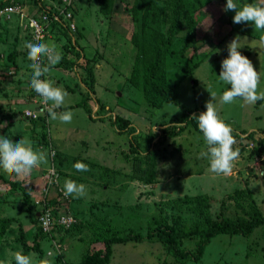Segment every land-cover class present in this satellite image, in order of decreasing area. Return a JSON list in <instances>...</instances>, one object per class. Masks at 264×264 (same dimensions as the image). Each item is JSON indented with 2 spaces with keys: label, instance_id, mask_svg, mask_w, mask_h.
I'll use <instances>...</instances> for the list:
<instances>
[{
  "label": "rangeland",
  "instance_id": "rangeland-1",
  "mask_svg": "<svg viewBox=\"0 0 264 264\" xmlns=\"http://www.w3.org/2000/svg\"><path fill=\"white\" fill-rule=\"evenodd\" d=\"M22 1L34 4L32 0ZM105 1H100L98 5L96 0H86L82 3V8H77L75 17L78 35L75 44L72 35L69 34L62 35L55 41L61 47L63 59L72 60L77 52L79 56L76 58H81L82 54L85 57L82 63H77V73L69 68L60 72L62 80L55 79L51 74L49 77L56 86H62L69 94L64 106L55 111L58 114L73 111L72 122L61 123L58 119L51 120L49 116L48 125L46 123L42 126L39 121L35 122L37 130L41 125L48 133L50 143L62 147L68 160L78 156V162L89 166L88 171L78 172V176L87 180L82 183L87 188V195L82 197L78 204L75 202L72 204L70 201V207L74 210L81 209L83 214L74 212L72 214L93 222H100L101 219L110 221L111 229L107 230L105 225L97 229V231H105L104 235L107 238L113 234L123 236L130 233H139L144 236L150 223L162 218L168 220L171 216L175 220L178 216V221L183 220L185 225L190 226L194 221L191 213L172 207L173 201L186 197L206 196L210 215L213 218L232 215L233 209L230 204L231 208H228V205L221 208L222 200L238 189L249 190L264 215V154L260 156L258 153H252V147L255 144H251L240 151L239 159L235 162L230 174L214 173L210 169L209 159L201 158L199 155L201 151L207 150L206 142L194 132L193 127L189 128V132H182L178 136L169 135L163 144L158 145L159 158L155 167L149 171V175L154 176L157 182L145 185L136 179L127 178L132 171L133 157L136 156L134 149L129 147L131 137L136 136L134 140L144 139L142 141L144 144L147 136L151 137V130L155 132L157 129L156 133H158L163 127L166 128L167 124L173 122L172 116L178 117L180 114V106L177 105L165 104L158 109L152 108L145 102L142 93L128 83L132 55L135 52L131 43V34L140 27V24H143L142 18H145V23H148L149 33L152 32L149 30L156 29L165 31L169 25V0H153L149 5L141 4V0H117L115 4L111 3V0ZM205 1L207 4L193 13L192 9L197 7V0H188V10L199 23L196 27L199 53L202 52L206 57H202L203 61L194 70L193 79L186 76L180 81L177 101L191 110V116L195 114L198 117L200 113L206 111V103L212 99L208 88L216 92L214 103L219 108L222 118L230 123L236 132L248 131L249 133L264 128V100L257 101L255 104H246L242 99H237L231 104H221L220 97L230 85L219 80L222 61L229 55L228 44L237 36L240 37L239 51L252 61L257 71L264 72V45L261 44L264 30H255L251 22L233 23L235 11L223 10L227 0ZM44 2L48 3V6H59L56 3L57 0H41V4ZM236 2L238 6H242L253 0H236ZM76 4L80 6L79 3ZM100 5L105 10H103L104 13L107 12L106 15L100 13ZM125 6L136 9L140 22L132 21L126 13ZM26 12L31 13V10ZM33 13H38L37 7ZM20 31L22 30L19 27L17 15L0 16V61L4 67L1 69L4 72L3 78L7 80L14 76V70L8 71L11 66H8L5 58L10 54L12 46L16 44L14 48H18L21 45ZM73 35L75 36V33ZM182 45L183 40L179 35L175 38L173 49L179 50ZM87 59L93 61V67L90 68L94 77L93 81L83 70V63ZM176 70H172V79L182 77ZM93 84H96L94 96L83 86L86 85L90 89ZM260 89L264 90V76L261 77ZM31 90L33 93L34 90L32 88ZM82 100L89 107L90 115L82 104L79 105ZM51 103L48 102L49 107ZM96 103L98 109L95 108L96 110L92 111ZM99 105L100 108L101 106L104 108L100 110ZM15 108L9 111L18 110L12 117L18 119L21 110ZM5 109L0 105V110L5 111ZM27 109L34 110L35 106L31 105ZM116 116L124 118L130 125L126 128L120 126L114 120ZM6 119L9 118L6 117ZM17 125L19 126L14 131L7 132L8 137L17 138L14 134L21 132L22 124ZM131 129L133 131H130ZM23 134L31 142L34 139L30 131ZM34 136L36 138L37 135ZM155 140L157 137L154 138V142ZM141 149L143 150V147ZM46 153H48L47 148ZM51 163L47 156V163L42 167L47 169ZM94 164L98 166L95 167ZM100 166L108 169L103 171ZM90 173L93 176H90ZM77 183L80 182L77 181ZM50 191L52 192L53 189ZM19 199V196L15 197V201L19 202ZM101 202L105 204L101 205ZM14 204L13 202V206H10V212L12 211V215L20 220L29 240L27 242L32 245L31 234L36 232V224H30V217H27L28 212H25L23 203ZM89 209L92 214L89 213ZM169 222L171 223L170 220ZM16 229L17 225L11 224L7 230L8 235L0 239L2 246L0 260H12V264L14 253L23 252L18 235L15 233ZM260 229L259 227L255 231ZM91 231L92 229H84L82 232H75L73 236L64 234L62 245L56 242L60 245L59 252L53 247L56 243H52L49 239L47 242L43 241V258L51 253L48 258L52 264H78L85 250L102 245L94 240H88L92 236ZM244 240L247 239L241 236L219 235L207 246L198 263L186 261L185 264H264V238L255 240L254 252L246 248ZM185 241L187 244L185 248L192 249L194 242L186 239ZM250 252L252 253L249 254ZM30 253L36 259H40L39 255H35L32 251L28 254ZM57 255H63V258L57 259ZM108 264L180 263L175 262L174 258L155 239H143L113 243Z\"/></svg>",
  "mask_w": 264,
  "mask_h": 264
},
{
  "label": "trees",
  "instance_id": "trees-1",
  "mask_svg": "<svg viewBox=\"0 0 264 264\" xmlns=\"http://www.w3.org/2000/svg\"><path fill=\"white\" fill-rule=\"evenodd\" d=\"M84 1L86 2V0L73 1L72 12L74 18L72 20L76 24V31L74 32L76 35H78V27L75 14L77 13V8L83 7L82 3ZM96 1L98 5L100 1L106 2L105 0ZM116 1L117 0H111V3L115 4ZM150 1L152 2L153 0H141L140 3L149 5ZM32 2L36 5L41 4V0H32ZM44 3L40 5L41 8H38L39 12H42V10L47 7L48 3ZM56 3L60 6L61 0H57ZM76 3H79L80 6H78V4ZM18 4L24 6L25 4L29 3L22 0H0V10ZM196 4L197 7L195 9H192L191 7L193 13L198 8L202 9L205 4H207V2L205 0H197ZM99 7L100 13H104L105 10L101 8V5ZM125 8L127 11L126 13H128V16L131 17L134 23L140 22L135 8H127L126 6ZM188 8V0H169V25L167 26L165 31L156 29L149 30L152 31L149 33L148 23H145V18H142L143 24H140V27H138L137 30L135 29L131 34V43L133 44L135 52L134 55H132V66L131 73L128 78V83L132 87L137 88L142 93L145 102L154 109H158L165 104L180 106L179 116H172L171 120L173 122H171V124H167V127H163L161 130H159L158 133L151 130V137L147 136V138L145 139L146 142L144 144L142 143L144 139L141 140L137 138L134 140V137L136 136H133L130 139L131 143L129 144V147L130 149H134L133 151L136 156L133 157V161L131 164L132 171L127 176V178L132 180L136 179L145 185L157 182V179H155L154 176L149 175V171L150 169H153L155 167L156 161L159 158V155H157L160 153L158 145L163 144L165 139L169 135L178 136L182 132H189V128L193 127V129L195 130L194 132L197 133L200 138H203V134L198 128V121L192 119L193 116H191V110L184 105L179 104V102L177 101L178 86L180 84V81L186 76L193 79L194 70L203 61L204 58L202 57H206L202 52L199 53L200 46L197 45L198 43L196 41V27L199 23L192 15V12H189ZM106 10L109 9L106 8ZM104 14L106 15L107 12ZM49 29L50 33L55 34L54 36L56 40L58 38H61L62 35L65 36L66 34H68L61 26H57L55 23H51ZM179 35H181L183 45L179 48V50H175L173 49L174 41L175 38ZM26 40L29 41V37L26 38ZM15 46L16 44L12 46L10 54L5 58L8 66L12 67L18 66L16 62L18 51L16 50V48H14ZM26 53H28V49H26ZM75 54H77V57L79 56L78 53ZM83 58L85 57L83 56ZM73 63V61L62 58L57 66L65 68H68L69 66L71 68V65ZM46 64L47 63H45L44 65ZM83 66V70L86 73V76H90L91 78L89 79L93 81L94 77L90 69L91 67H93V61H88L87 59L83 63ZM175 69H177L176 71L180 73V76L182 75L181 78H171L172 70ZM0 76L3 77V74H0ZM45 77L47 79V75ZM92 88L93 85L90 86V89ZM81 104L85 111L90 115L91 111L89 107H87L83 102V100L79 105ZM103 108L104 107L101 106L100 110H102ZM47 115L49 116V113H47ZM7 117L10 119L13 116L9 115ZM116 117L117 118H114V120L116 123L118 122L120 126L126 128L130 125L129 122L124 118H121L120 116ZM30 121L32 123L35 122L32 120ZM38 121L42 126L46 125L44 118H39ZM130 131L133 130L131 129ZM47 135L48 133L43 129L40 137V143L48 146L49 150L50 147L52 148V145ZM233 135L236 137V145L234 147L239 148V152L243 151L247 146L255 144V146L252 147V153H258L260 156L261 154H264V128H261L257 131H251L249 133L248 131H241L238 133L233 129ZM155 137H157V140H155L154 142ZM142 147L143 150L141 149ZM205 148H207V145H205ZM138 150H141L142 152ZM172 156H174V153H172ZM78 158V156H75L72 160H68L66 156L65 159H60L57 154L54 157V163L58 174L56 186L61 188L62 191L64 182L67 179H72L76 182L79 181L80 183H83V181H87L86 178L77 176L79 171H77L73 167V165L78 162ZM185 160L187 161L188 159ZM94 166L96 167L98 165L94 164ZM66 169H72V171L68 173L66 172ZM102 169L103 171H105L108 168L102 167ZM75 171L77 172V174L73 175L72 172L74 173ZM90 176L93 175L90 173ZM0 177V180L2 182L9 185L12 192L20 191L22 203L25 205V212H28L27 217H30V224L35 223L37 227L36 232H33V234H31L32 245H30L27 242L29 240L26 232L24 231V228L19 227L22 224H17L19 220L15 218L16 216L1 217L0 239L4 237V234L6 233L8 228H10L11 224H16L18 228L16 229L17 231H15V233L18 235V240L23 248L22 253L28 254L30 251H32L35 253V255H39L40 259L43 258L44 254V250L42 248L43 241L47 242L48 239H57L58 243L62 245V240L65 237L64 234L73 236L75 232H82L84 229H92L93 231H91L92 236L88 240H94V242L100 243L102 245L100 247H92L85 250L78 264H108L110 261L111 245L113 243H123L128 240L141 241L143 239H155L163 247V249L172 258H174L175 262L185 264L186 261L198 263L202 259L207 246L214 238L219 235H228L230 237H244L247 239L244 240L246 248L251 249L253 252L255 251V240L264 238V215L261 213L252 193L249 190L238 189H235L233 193L227 195L226 198L222 200L223 206L221 205V208L224 206L226 207L227 205L228 208H231L232 206L233 213L232 215L228 216L224 215L213 218L210 215L208 198L206 196L186 197L182 200L180 199L179 201H173V208H178L177 210H184L191 213L194 221L190 226L185 225L183 220L178 221V216L176 220L173 218V216H171V218H169L168 220L166 218H162L160 220L153 221V223H150L148 226V230L146 234H144V236L139 233H130L123 236L113 234L107 238L104 235L105 231H97V229L100 228L99 226L104 227V225L105 227H107V230L111 229V227L109 226L110 221L106 222L104 219H101L100 222H93L91 220H86L82 217H78V215H75L77 221L72 227L64 230L62 227H58V225L55 224L54 229H52V232L49 236L47 234H44L38 227V220L36 217L37 208L35 203H33V201L30 199L28 192L24 188H22L19 183H13L10 181L8 182L3 179V176ZM57 187L49 194V199L52 198L51 204L54 205L52 214L55 219L58 216V213H61L62 211L66 212V209H71L70 206L72 202L78 204V202L83 199H74L72 197H68L65 202L60 204V202L56 201L55 199ZM100 204L102 205L105 203L101 202ZM33 205L35 207L34 209ZM93 207H95V205H93ZM228 208H226V210ZM88 211L90 214H92L91 209H89ZM70 212L83 214L82 210L78 208L76 210L72 209V211ZM169 220L171 221V223L169 222ZM259 227L261 229L259 231H255ZM60 233H62V235H60ZM185 239L194 242L193 247H191L192 249L185 248V246L187 245L185 244ZM1 248L2 246L0 245V249ZM251 253L252 252H250L249 254ZM61 258H63V255H57V259L61 260ZM13 264H15V261H13Z\"/></svg>",
  "mask_w": 264,
  "mask_h": 264
},
{
  "label": "clouds",
  "instance_id": "clouds-1",
  "mask_svg": "<svg viewBox=\"0 0 264 264\" xmlns=\"http://www.w3.org/2000/svg\"><path fill=\"white\" fill-rule=\"evenodd\" d=\"M225 12L235 11L233 23L241 24L251 22L255 30H264V0H253L251 3H244L238 6L236 0H227L223 9ZM261 44L264 45V37H261ZM28 59L32 62L29 67L33 70L30 80L31 88L39 94L44 102H52L47 109L51 120H59L61 123H71L73 111L57 113L55 109L65 104L69 95L62 86H56L50 79H41L50 73L51 68L57 65L62 59L59 46L54 41L46 43H26ZM241 48L240 37H235L229 44V55L222 61L219 80L230 85L220 97L221 104H231L237 99H242L246 104H255L264 100V90L260 89L261 77L264 72L257 71L252 61L239 51ZM42 59L47 64L42 66ZM212 99L206 103V111L197 117L193 114L192 119L198 121V128L203 134L207 145V151H201L200 157L209 159L210 169L214 173L228 175L233 171L235 162L239 159V148L236 145V137L233 135V128L220 115V110L214 103L216 92L210 91ZM157 129H155L156 132ZM47 163V157L43 151L36 150L32 142L22 138L18 142L0 136V169L8 174H16L18 177L29 175L34 168ZM73 167L80 172L89 170V166L76 162ZM64 195L79 199L87 195V188L82 183L67 179L63 185ZM38 213V208L37 212ZM51 253L48 254L50 256ZM48 256L36 259L33 254H23L22 251L14 253L15 264H52ZM0 264H12V260H0Z\"/></svg>",
  "mask_w": 264,
  "mask_h": 264
},
{
  "label": "crops",
  "instance_id": "crops-1",
  "mask_svg": "<svg viewBox=\"0 0 264 264\" xmlns=\"http://www.w3.org/2000/svg\"><path fill=\"white\" fill-rule=\"evenodd\" d=\"M36 7L38 8V4L37 5L36 4L24 5L25 11L31 10V13H33L35 11ZM76 36H77L76 34H75V36L74 35L72 36L73 38H75L74 39L75 43H76ZM19 37H20L21 45L18 48H16V50L18 51V55L16 56V62L18 64V66L17 67L11 66V68H9V70H8V71H11V69H13L14 70L13 71L14 76L8 80L3 78L2 76H0V105L4 106V109L8 108V109H5V111L0 110V136L8 137L7 132L14 131V129L17 128V126H19L17 124H22V128L20 129L21 132L14 134L17 138H15V139L12 137H8V138L12 139L14 142H18L23 137L26 136L25 134H23V132L27 133L28 131H30L32 137H34V139H32L33 147L36 150L43 151L45 153L46 157L48 156V158H49V151H48V153H46V148L48 150V146H45V145L40 143V137H41V133L43 130L41 125H40V128L37 130L38 127H35L36 121L32 123L31 121L22 118L23 111L26 110L31 105L34 106L35 96H33L32 90L30 88L31 87V85H30L31 79L30 78L32 76L33 70L29 67L31 62L29 59H27L28 53H26L27 48L25 47V45H26L28 40H26V34L23 31H20ZM49 41H54V42L56 41V38L53 34L52 35L50 34L49 38H47L44 41V43L49 42ZM59 51L61 52L60 46H59ZM83 56H84V54H82L81 58H76L77 56H74L73 59L70 60V61L74 62L71 65V68H72V70L76 71V73H77V69H78L77 63H82L83 60L85 59V58H83ZM28 60H29V62H28ZM1 63L2 62L0 61V74H4L3 70H1L4 68V67H2ZM69 68H70L69 66H68V68H65V67H60V66L55 65L51 68V71H50L51 73L47 74V79H49L50 74H51L55 79L62 80V73H60V72H62L63 70H67ZM2 80H4L5 82L2 83L1 82ZM79 80L81 81V77H79ZM83 86H84V88L86 87V89L90 92V94L92 96H94V94H95L94 93V87L96 86V84L95 85L93 84L92 89H89L88 86H86V85H83ZM95 99H97V97ZM15 107H17V109L19 108V110H21V114L18 117V119H14V118L6 119L7 116H9V115L13 116L18 111V110L16 112L15 111H11V112L9 111L11 109H16ZM95 108L98 109L97 103L94 106V108L92 109V111H94ZM45 122L48 125V115H47ZM34 135H37L36 136L37 139L35 138ZM47 137H48V135H47ZM51 145H52V148L55 150L57 156L60 159H65L66 152L62 149V147H59L57 144H53V143H51ZM86 148H87V145H86ZM87 151H85V154H87ZM42 165H40L38 168H34L32 170V172L25 177H18L14 173L8 174L3 169H0V176H3V179L8 181V182L10 181L13 183H19L21 185V187L24 188L28 192L30 199L32 201L35 200V202H36L38 197H39L40 190L42 189V186L45 182L46 168H43ZM71 171H72V169H69V170L66 169V172H68V173H70ZM72 174L76 175L77 172L76 171L74 173L72 172ZM77 176H78V174H77ZM0 179H1V177H0ZM16 196L20 197L19 202L15 201ZM13 202L15 203L14 205L22 203L20 191H13L12 192L9 185L0 180V209L5 211V212H3L0 210V218L1 217H7V216H13L12 211L10 212V209H9L10 206H13ZM35 205H36V203H35ZM36 208H38L37 205H36ZM72 209L74 210L73 207L69 210L72 211ZM13 217H15V216H13ZM17 224H21L20 220ZM19 227L23 228L22 225H20ZM8 233H9V231H6L4 236H7ZM52 240L54 242L58 243L57 239H52Z\"/></svg>",
  "mask_w": 264,
  "mask_h": 264
},
{
  "label": "built area",
  "instance_id": "built-area-1",
  "mask_svg": "<svg viewBox=\"0 0 264 264\" xmlns=\"http://www.w3.org/2000/svg\"><path fill=\"white\" fill-rule=\"evenodd\" d=\"M73 1L75 0H61L60 6L51 5L45 7L42 12L36 13H28L25 11L24 6L15 5L7 8H3L0 10V16L8 17L12 14H15L19 17V27L21 30L29 37L31 43H44V41L49 38L50 33V24L55 23L57 26H61L69 35L73 36V33L76 31V24L73 22ZM41 4L38 5V8ZM73 38V37H72ZM73 42L75 44L74 38ZM47 63L46 59H42V66ZM10 74V73H9ZM41 79H46V77H41ZM35 96L34 100V110L26 109L22 113V118L32 121H38L39 118H47V109L49 108L48 102L45 103L44 99L37 94L35 91L33 92ZM49 158L51 160V165L46 169V179L45 184L40 190L39 197L35 202L38 206L39 216L38 227L44 233L50 236L52 229H54V225L57 224L58 227H62L64 230L72 227L77 219L75 216L66 209V212L62 211L58 213L56 219L53 217L52 210L54 209V205L51 204V199H49L50 190L56 189L57 183V169L54 163L55 151L53 148H49ZM56 201L62 204L68 199L64 195V192L61 188L57 187L56 190ZM52 243H56L51 240ZM56 251L59 252L60 245L57 243L53 245Z\"/></svg>",
  "mask_w": 264,
  "mask_h": 264
},
{
  "label": "water",
  "instance_id": "water-1",
  "mask_svg": "<svg viewBox=\"0 0 264 264\" xmlns=\"http://www.w3.org/2000/svg\"><path fill=\"white\" fill-rule=\"evenodd\" d=\"M39 216V213H36V217H38Z\"/></svg>",
  "mask_w": 264,
  "mask_h": 264
}]
</instances>
